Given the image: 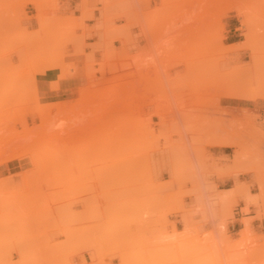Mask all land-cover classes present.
Instances as JSON below:
<instances>
[{"label":"rangeland","instance_id":"1","mask_svg":"<svg viewBox=\"0 0 264 264\" xmlns=\"http://www.w3.org/2000/svg\"><path fill=\"white\" fill-rule=\"evenodd\" d=\"M0 264H264V0H0Z\"/></svg>","mask_w":264,"mask_h":264},{"label":"crops","instance_id":"2","mask_svg":"<svg viewBox=\"0 0 264 264\" xmlns=\"http://www.w3.org/2000/svg\"><path fill=\"white\" fill-rule=\"evenodd\" d=\"M79 80L77 79V78H70L68 81H63V82H61V84H60V90L62 91V92H64V91H72L74 88H77L78 86H79ZM220 150L222 149V148H219ZM217 156L218 157H224L225 156V154L221 151V152H218L217 153ZM229 161L230 162H222L221 164L223 165V166H229V165H231V166H234V164L232 163V160L231 159H229ZM238 179H239V176L237 177ZM234 180H235V177L234 176H232V177H227V178H225L222 182H221V184H225V183H228V182H231V183H234ZM217 184H219V185H221L220 183H217ZM232 188V187H231ZM229 190H231V189H227V190H225V191H229ZM250 210V209H249Z\"/></svg>","mask_w":264,"mask_h":264},{"label":"bare ground","instance_id":"3","mask_svg":"<svg viewBox=\"0 0 264 264\" xmlns=\"http://www.w3.org/2000/svg\"><path fill=\"white\" fill-rule=\"evenodd\" d=\"M253 50H254V49H253ZM258 50H259V49H258ZM260 50H261V49H260ZM261 51H262V50H261ZM254 52H255V51H254ZM254 52H253V53H254ZM259 52H260V51H259ZM251 56H252V55H251ZM254 57H255V56H254ZM255 58H257V57H255ZM255 58L253 59V61L255 60ZM260 96H261V95H260ZM261 97H262V96H261ZM224 146H226V145H224ZM228 146H230V145H228ZM114 208H115V207H114ZM117 208H118V207H116V209H117ZM118 209L120 210V208H118ZM118 209H117V210H118ZM115 212H116V211H115ZM117 212H118V211H117ZM108 213H109V212H108ZM98 214H99V213H98Z\"/></svg>","mask_w":264,"mask_h":264}]
</instances>
